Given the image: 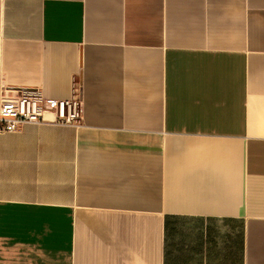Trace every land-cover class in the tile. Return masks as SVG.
I'll use <instances>...</instances> for the list:
<instances>
[{"label": "crops", "instance_id": "1", "mask_svg": "<svg viewBox=\"0 0 264 264\" xmlns=\"http://www.w3.org/2000/svg\"><path fill=\"white\" fill-rule=\"evenodd\" d=\"M81 99L0 132V264H264V0H0V91Z\"/></svg>", "mask_w": 264, "mask_h": 264}, {"label": "built area", "instance_id": "2", "mask_svg": "<svg viewBox=\"0 0 264 264\" xmlns=\"http://www.w3.org/2000/svg\"><path fill=\"white\" fill-rule=\"evenodd\" d=\"M7 91H0V132L14 131L24 122L40 121L46 112L53 113L56 122H81L79 97L51 98L38 87H19L12 94Z\"/></svg>", "mask_w": 264, "mask_h": 264}]
</instances>
